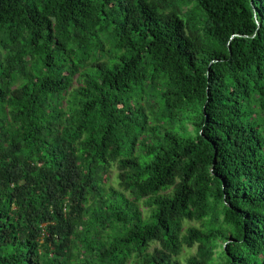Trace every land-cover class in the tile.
Instances as JSON below:
<instances>
[{
    "label": "trees",
    "instance_id": "obj_1",
    "mask_svg": "<svg viewBox=\"0 0 264 264\" xmlns=\"http://www.w3.org/2000/svg\"><path fill=\"white\" fill-rule=\"evenodd\" d=\"M0 264H264V0H0Z\"/></svg>",
    "mask_w": 264,
    "mask_h": 264
},
{
    "label": "rangeland",
    "instance_id": "obj_2",
    "mask_svg": "<svg viewBox=\"0 0 264 264\" xmlns=\"http://www.w3.org/2000/svg\"><path fill=\"white\" fill-rule=\"evenodd\" d=\"M115 175H116V168L115 167H112L110 169V171H108L104 176H103V179L106 183V186L108 185H112L114 187L117 186V181H116V178H115ZM143 211L145 212L146 210L143 208ZM188 224H193V225H198L197 222L195 221H191V222H188ZM155 246H158V243L157 242H154L152 243L151 247L149 248L150 250L152 248H154ZM196 250V245L192 246V247H184L182 252L180 253V255L178 256L180 260L184 261V259L193 254Z\"/></svg>",
    "mask_w": 264,
    "mask_h": 264
}]
</instances>
